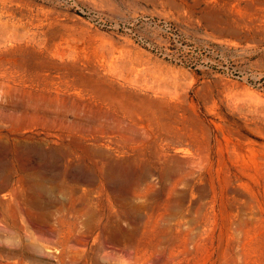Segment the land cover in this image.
I'll list each match as a JSON object with an SVG mask.
<instances>
[{
  "label": "rangeland",
  "instance_id": "1",
  "mask_svg": "<svg viewBox=\"0 0 264 264\" xmlns=\"http://www.w3.org/2000/svg\"><path fill=\"white\" fill-rule=\"evenodd\" d=\"M0 264H264V0H0Z\"/></svg>",
  "mask_w": 264,
  "mask_h": 264
}]
</instances>
